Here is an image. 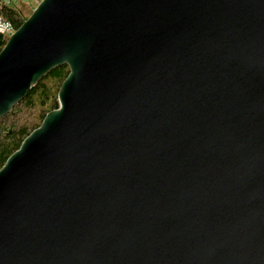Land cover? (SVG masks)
I'll return each instance as SVG.
<instances>
[{
    "label": "water",
    "instance_id": "95a60500",
    "mask_svg": "<svg viewBox=\"0 0 264 264\" xmlns=\"http://www.w3.org/2000/svg\"><path fill=\"white\" fill-rule=\"evenodd\" d=\"M62 64L0 167V264H264V0H40L0 119Z\"/></svg>",
    "mask_w": 264,
    "mask_h": 264
},
{
    "label": "trees",
    "instance_id": "16d2710c",
    "mask_svg": "<svg viewBox=\"0 0 264 264\" xmlns=\"http://www.w3.org/2000/svg\"><path fill=\"white\" fill-rule=\"evenodd\" d=\"M22 7L11 6L0 0V16L9 21L14 30L31 14H23ZM8 36L0 33V49ZM69 73L66 64L52 68L25 96L13 107L12 111L0 119V167L7 157L19 148L24 137L38 127L45 114L55 107L57 93L62 81Z\"/></svg>",
    "mask_w": 264,
    "mask_h": 264
},
{
    "label": "rangeland",
    "instance_id": "374dc122",
    "mask_svg": "<svg viewBox=\"0 0 264 264\" xmlns=\"http://www.w3.org/2000/svg\"><path fill=\"white\" fill-rule=\"evenodd\" d=\"M11 6L22 7L19 10L21 13L29 14L31 10L40 2V0H3Z\"/></svg>",
    "mask_w": 264,
    "mask_h": 264
},
{
    "label": "built area",
    "instance_id": "2783aa9c",
    "mask_svg": "<svg viewBox=\"0 0 264 264\" xmlns=\"http://www.w3.org/2000/svg\"><path fill=\"white\" fill-rule=\"evenodd\" d=\"M14 31L12 24L9 21L2 19L0 16V33L9 36Z\"/></svg>",
    "mask_w": 264,
    "mask_h": 264
}]
</instances>
